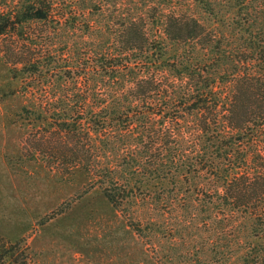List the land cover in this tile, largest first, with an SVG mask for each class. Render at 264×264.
<instances>
[{
  "label": "trees",
  "instance_id": "trees-1",
  "mask_svg": "<svg viewBox=\"0 0 264 264\" xmlns=\"http://www.w3.org/2000/svg\"><path fill=\"white\" fill-rule=\"evenodd\" d=\"M78 1L0 0L32 155L91 185L145 264H264V0Z\"/></svg>",
  "mask_w": 264,
  "mask_h": 264
},
{
  "label": "rangeland",
  "instance_id": "rangeland-1",
  "mask_svg": "<svg viewBox=\"0 0 264 264\" xmlns=\"http://www.w3.org/2000/svg\"><path fill=\"white\" fill-rule=\"evenodd\" d=\"M102 1L110 7L114 0ZM149 1L166 8L171 5L167 0ZM92 9L95 13L98 7ZM9 41L10 37L1 38L0 46ZM2 50L0 245L22 241L28 264H145L143 246L128 232L126 219L91 185L64 182L57 166L61 161L47 151L32 155L33 139L44 135V128H32L16 116L31 94L10 95L19 89L10 73L12 58Z\"/></svg>",
  "mask_w": 264,
  "mask_h": 264
}]
</instances>
